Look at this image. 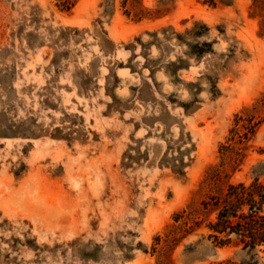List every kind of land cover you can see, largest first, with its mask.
<instances>
[{"label": "rangeland", "instance_id": "374dc122", "mask_svg": "<svg viewBox=\"0 0 264 264\" xmlns=\"http://www.w3.org/2000/svg\"><path fill=\"white\" fill-rule=\"evenodd\" d=\"M255 178L264 0H0V264H264L209 228Z\"/></svg>", "mask_w": 264, "mask_h": 264}, {"label": "trees", "instance_id": "16d2710c", "mask_svg": "<svg viewBox=\"0 0 264 264\" xmlns=\"http://www.w3.org/2000/svg\"><path fill=\"white\" fill-rule=\"evenodd\" d=\"M209 201L216 212L215 220L209 224L210 236L217 244L230 243L232 235L244 248L264 243V182L255 178L248 184H228L225 191L209 196Z\"/></svg>", "mask_w": 264, "mask_h": 264}]
</instances>
